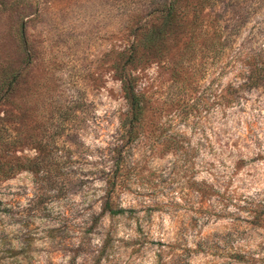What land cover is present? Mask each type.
Segmentation results:
<instances>
[{"label": "rangeland", "instance_id": "374dc122", "mask_svg": "<svg viewBox=\"0 0 264 264\" xmlns=\"http://www.w3.org/2000/svg\"><path fill=\"white\" fill-rule=\"evenodd\" d=\"M173 2L179 25L152 55L149 31ZM133 45L147 112L118 155L116 68ZM262 61L264 0H0V77L17 78L0 128L10 154L57 161L46 181H0V264L264 257V83H247ZM109 196L122 215L103 212Z\"/></svg>", "mask_w": 264, "mask_h": 264}, {"label": "trees", "instance_id": "16d2710c", "mask_svg": "<svg viewBox=\"0 0 264 264\" xmlns=\"http://www.w3.org/2000/svg\"><path fill=\"white\" fill-rule=\"evenodd\" d=\"M174 2L162 11L163 22L160 26L149 31V41L152 46L146 50L152 52V55H157V42L164 40L171 30L177 28L176 8ZM190 22L193 26L194 23ZM196 27H194L195 29ZM217 31H220L218 26ZM216 34V31H213ZM155 43V44H153ZM224 43H219L222 48ZM138 45H133L130 53L125 56L124 66L116 68L118 79L121 83L123 98L127 104V111L124 115L120 126V145L113 150L118 155L122 153V148L135 143L141 136L144 130V122L146 118V100L144 95L136 89V77L130 71L129 66L137 65L142 61L137 55ZM135 67V66H134ZM247 83L256 87L264 83V62L256 64L254 68L248 71ZM179 74V73H177ZM16 75L8 72H2L0 77V103L6 104L10 95L13 92V85L16 83ZM14 141L10 136L4 135V130L0 128V181L7 180L21 171L31 172L35 177H43V181L52 178V171L57 170L56 157L52 158V153H38L34 157L16 156L10 154L11 146H14ZM107 186L114 190L120 186L115 180L107 179ZM103 212L110 217H116L124 213L123 209H116L111 197L103 203ZM264 218V217H262ZM226 257L232 259L237 264H264V257H258L253 253H246L239 250H230Z\"/></svg>", "mask_w": 264, "mask_h": 264}]
</instances>
